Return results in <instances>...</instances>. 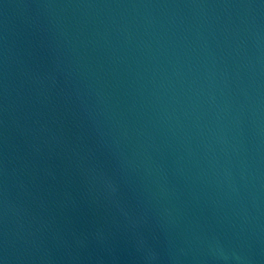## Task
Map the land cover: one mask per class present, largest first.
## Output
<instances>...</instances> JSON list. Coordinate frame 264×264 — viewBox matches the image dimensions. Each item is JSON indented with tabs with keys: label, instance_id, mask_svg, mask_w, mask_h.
Masks as SVG:
<instances>
[{
	"label": "water",
	"instance_id": "water-1",
	"mask_svg": "<svg viewBox=\"0 0 264 264\" xmlns=\"http://www.w3.org/2000/svg\"><path fill=\"white\" fill-rule=\"evenodd\" d=\"M0 264H264V0H0Z\"/></svg>",
	"mask_w": 264,
	"mask_h": 264
}]
</instances>
